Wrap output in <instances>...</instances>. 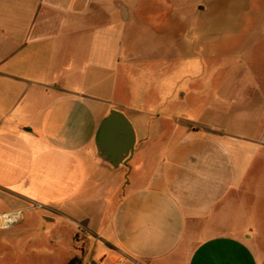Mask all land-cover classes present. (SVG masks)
Returning <instances> with one entry per match:
<instances>
[{"label":"crops","instance_id":"obj_1","mask_svg":"<svg viewBox=\"0 0 264 264\" xmlns=\"http://www.w3.org/2000/svg\"><path fill=\"white\" fill-rule=\"evenodd\" d=\"M170 1L0 0V214L22 213L32 252L264 264V90L211 84L237 70L178 53ZM162 22L167 51L132 46V25ZM112 110L135 138L118 166L130 139L100 130Z\"/></svg>","mask_w":264,"mask_h":264},{"label":"rangeland","instance_id":"obj_2","mask_svg":"<svg viewBox=\"0 0 264 264\" xmlns=\"http://www.w3.org/2000/svg\"><path fill=\"white\" fill-rule=\"evenodd\" d=\"M258 1L173 0L172 3L178 7V19L172 22V31L174 35L178 33L180 40L178 49H175L178 53L204 51L206 69L237 70L234 74L222 72L214 75L211 84L226 87L238 84L245 90L244 94L261 99L258 87L264 90V0ZM167 2L171 3L170 0H162L161 4ZM165 25L162 22L160 27L145 31V34H138V25H132L131 41L141 39L139 43H131L132 46L136 44L137 49L144 53L160 47L167 51L163 41L168 29ZM156 31L163 32L154 36ZM155 37L162 43L152 45L149 41ZM0 236L8 241L15 237L19 239L18 244L0 250V264H60L58 256H51L46 251L32 252L29 243L31 233L25 231L21 224L15 222L1 228ZM79 262V259L73 260V264Z\"/></svg>","mask_w":264,"mask_h":264},{"label":"water","instance_id":"obj_3","mask_svg":"<svg viewBox=\"0 0 264 264\" xmlns=\"http://www.w3.org/2000/svg\"><path fill=\"white\" fill-rule=\"evenodd\" d=\"M106 128L111 129L112 131H117L119 130L122 133H125L127 136H129V143L128 146L126 147V149L123 152L122 157H120L118 160H110L109 159V152H107V154L104 155V159L106 160H110V162L115 165L118 166L119 163L122 162V160L124 159V157L126 155H128L129 153H132L133 151V146H134V130L133 127L131 125V123L129 122V120L124 116V114L118 110H112L110 115L104 120L102 126H101V131L105 130Z\"/></svg>","mask_w":264,"mask_h":264},{"label":"built area","instance_id":"obj_4","mask_svg":"<svg viewBox=\"0 0 264 264\" xmlns=\"http://www.w3.org/2000/svg\"><path fill=\"white\" fill-rule=\"evenodd\" d=\"M22 213L18 211L6 212L0 214V229L7 228L20 220Z\"/></svg>","mask_w":264,"mask_h":264},{"label":"trees","instance_id":"obj_5","mask_svg":"<svg viewBox=\"0 0 264 264\" xmlns=\"http://www.w3.org/2000/svg\"><path fill=\"white\" fill-rule=\"evenodd\" d=\"M77 236H78V235H76V238H77ZM72 263H73V260L70 262V264H72Z\"/></svg>","mask_w":264,"mask_h":264}]
</instances>
